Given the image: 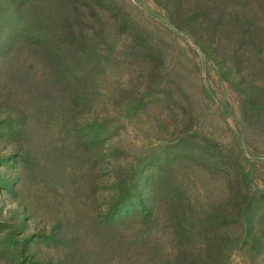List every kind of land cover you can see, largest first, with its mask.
Segmentation results:
<instances>
[{
  "label": "rangeland",
  "instance_id": "obj_1",
  "mask_svg": "<svg viewBox=\"0 0 264 264\" xmlns=\"http://www.w3.org/2000/svg\"><path fill=\"white\" fill-rule=\"evenodd\" d=\"M178 2L0 0V264H264V0Z\"/></svg>",
  "mask_w": 264,
  "mask_h": 264
},
{
  "label": "trees",
  "instance_id": "obj_2",
  "mask_svg": "<svg viewBox=\"0 0 264 264\" xmlns=\"http://www.w3.org/2000/svg\"><path fill=\"white\" fill-rule=\"evenodd\" d=\"M167 2H172L173 3V12H169L171 15H172V18H173V21H174V17H178V10L181 9L182 5L181 3L178 2V0H166ZM211 2L212 3V0H199V5L197 6L196 5V8L197 11L199 9H201L202 12H197V14H200L204 16L210 14L211 15V18H213L211 20V22L209 23V26L214 30L215 29H218L220 26H222V22L223 21H227V13L229 12H232V11H236L237 8L234 7V5H239V0H216L214 1L215 3V6H214V9L217 13H212V9L211 7L207 6V3ZM178 5V7L176 6V4ZM230 4H233V5H230ZM236 20V19H235ZM235 20H230L228 21V24L231 26V24L235 21ZM176 21V20H175ZM231 30L232 27H230ZM13 36L9 37V41H11L9 44H11L10 46H16L18 44V41L20 40L19 38L24 35V32H22L20 35L19 33L17 32V30H14ZM71 37V39L73 40H78L77 44L78 43H81V41L79 40V36L76 34V32H71V34L69 35ZM246 36V35H245ZM81 39H83L81 37ZM245 39V38H243ZM203 45V48H204V44ZM141 203V202H140ZM146 217H149V216H146ZM240 220L242 222V224L244 226L248 225L251 223V219L249 220L248 222V216H247V213L245 214H241L240 215ZM241 243H243V238L240 237V238H237L235 240H233V246L234 247H237V246H240Z\"/></svg>",
  "mask_w": 264,
  "mask_h": 264
}]
</instances>
